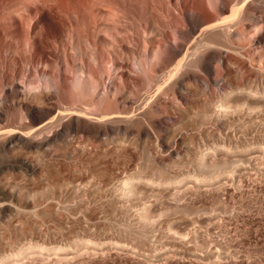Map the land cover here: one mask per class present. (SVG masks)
<instances>
[{
  "label": "bare ground",
  "instance_id": "6f19581e",
  "mask_svg": "<svg viewBox=\"0 0 264 264\" xmlns=\"http://www.w3.org/2000/svg\"><path fill=\"white\" fill-rule=\"evenodd\" d=\"M256 119L264 125V0H0L2 171L47 175L38 163L98 152L116 167L76 166L87 183L125 173L113 180L129 196L210 188L215 173L257 170ZM127 148L138 162L120 161Z\"/></svg>",
  "mask_w": 264,
  "mask_h": 264
},
{
  "label": "rangeland",
  "instance_id": "374dc122",
  "mask_svg": "<svg viewBox=\"0 0 264 264\" xmlns=\"http://www.w3.org/2000/svg\"><path fill=\"white\" fill-rule=\"evenodd\" d=\"M258 120L255 135L264 131ZM138 153L121 150L120 161L138 162ZM254 157L257 170L215 173L219 183L208 182L210 188L189 181L131 196L113 180L125 173L87 183L90 173L74 172L101 163L115 169L98 152L79 163H38L47 175L0 170V184L13 185L19 200L11 204V188L0 189L1 202L9 203L0 214V264H264V157Z\"/></svg>",
  "mask_w": 264,
  "mask_h": 264
}]
</instances>
